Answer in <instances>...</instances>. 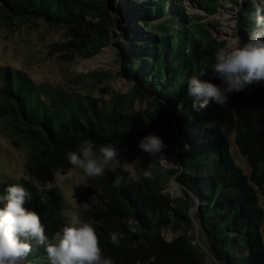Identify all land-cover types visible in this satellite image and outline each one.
<instances>
[{"label":"trees","instance_id":"trees-1","mask_svg":"<svg viewBox=\"0 0 264 264\" xmlns=\"http://www.w3.org/2000/svg\"><path fill=\"white\" fill-rule=\"evenodd\" d=\"M210 16L230 4L236 27L246 42L264 18L261 0H189ZM0 0V14L25 21L83 27L87 17L101 19L97 38L91 39L82 57L98 54L109 45L115 26L116 46L122 56L123 74L134 83L125 93L98 100L58 87H39L20 70L0 74V115L7 118L11 133L22 139L26 150L27 179L0 175V193L19 182L29 193L24 207L35 212L51 239L65 224L62 197L53 187L55 172L72 166L66 154L77 151L86 140L98 147L117 144L121 162L133 161L134 174L118 167L103 176L87 177L84 192L95 197L88 209L102 254L114 264H264L263 212L256 189L235 163L230 141L220 122L223 107L198 101L187 91V80L199 79L220 85L212 70L214 53L225 46L217 41L201 17L185 12L181 0ZM107 5L124 19H110ZM124 16V17H123ZM203 72V75H200ZM109 71L88 72L99 81ZM147 100L136 109L135 103ZM182 110H177V105ZM227 106L237 113L235 140L242 153L254 158L255 179L264 177V84H253L232 93ZM172 114V116H170ZM168 124L164 131L161 122ZM149 134L162 138V151L179 167H165L160 157L138 148ZM175 143L178 146L175 147ZM187 145V149L185 148ZM145 173H147L145 175ZM120 177L119 186L114 185ZM176 178L197 198V218L215 244L220 262H206L194 235L161 242L158 234L168 228L183 233L191 225L187 198L164 191ZM42 190H39V188ZM115 235L117 242L113 243ZM28 264H49L42 245L32 242Z\"/></svg>","mask_w":264,"mask_h":264},{"label":"rangeland","instance_id":"rangeland-1","mask_svg":"<svg viewBox=\"0 0 264 264\" xmlns=\"http://www.w3.org/2000/svg\"><path fill=\"white\" fill-rule=\"evenodd\" d=\"M89 1L98 3L102 0ZM181 2L185 12L200 16L201 18L195 22L203 23L215 40L224 41L225 46L235 35H238L235 10L230 8V4L223 3L218 7V11L210 16L194 1L181 0ZM108 11L110 19L120 18L121 23L123 22L121 13L119 15L110 8ZM101 26V19L91 16L87 17L83 27L77 28L67 24L53 25L39 19L28 21L20 18L9 19L0 14V74L5 70L9 72L20 70L39 87H58L80 96L90 95L98 102L109 99L117 92L125 93L130 88V82L121 74V65L118 61L120 51L115 44L116 33L121 32L120 28H117L115 33H110L111 44L103 47L98 54L84 57L80 54L91 39L97 38ZM103 53L108 54L105 63L95 65L89 61ZM102 70L109 71L110 75L99 81L86 76L88 72ZM147 102L145 99L135 103L136 109L146 108ZM223 110L224 116L220 125L230 141V151L235 163L242 168L247 181L256 189L258 203L263 212L261 234L264 241V177L253 178L254 167L251 163L255 159H250L248 154L242 153L238 148L235 140L237 119L235 109L225 104ZM161 126L164 131L168 129V124L164 121L161 122ZM11 127V122L0 115V175L27 179L24 174L26 150L22 139L11 133ZM177 146L178 143H175V147ZM158 156L165 167H179L177 150L173 152L171 159L166 158L163 151ZM120 168L128 169L131 174L135 173L133 161L120 162ZM84 185H86L84 173L71 167L65 171L55 172L53 182L45 186L55 188L62 197L63 217L66 223L70 216L77 214L82 220L91 223L87 214L95 197L84 192L82 188ZM39 190L42 188L40 187ZM164 191L171 197L189 198L188 212L191 225L187 226V231L184 233L180 228L176 230L168 228L160 231L157 237L164 243L177 239L183 234L194 235V241L191 240L190 243L199 244L206 255L205 261L220 262L214 252L215 244L205 233L197 218V198L176 178L169 181Z\"/></svg>","mask_w":264,"mask_h":264},{"label":"clouds","instance_id":"clouds-1","mask_svg":"<svg viewBox=\"0 0 264 264\" xmlns=\"http://www.w3.org/2000/svg\"><path fill=\"white\" fill-rule=\"evenodd\" d=\"M213 60L212 70L220 85L201 80L197 75L187 80L188 94L198 101L194 107L202 109L210 102L223 107L232 93L253 84H264V18L257 20L246 42L235 35L214 53ZM177 110H182V105L178 104ZM138 148L152 157L166 145L158 135L149 134L139 140ZM119 151L117 144L106 143L97 148L93 141L86 140L77 151L68 152L66 159L85 176L99 177L120 167ZM120 181L116 177L113 183L118 187ZM28 195L19 182L8 184L0 193V264H28L26 257L33 241L44 247L49 264H114L102 254L93 225L78 214L70 216L50 239L40 217L24 207ZM112 241L117 242L115 235Z\"/></svg>","mask_w":264,"mask_h":264},{"label":"water","instance_id":"water-1","mask_svg":"<svg viewBox=\"0 0 264 264\" xmlns=\"http://www.w3.org/2000/svg\"><path fill=\"white\" fill-rule=\"evenodd\" d=\"M108 2H109V0H107V2H106V4H108ZM110 7L107 5V9H109ZM110 9H112V8H110ZM114 10V9H113ZM117 12V11H116ZM118 13V12H117ZM119 14V13H118ZM120 15V14H119ZM118 19V18H117ZM120 19V18H119ZM117 28H119L118 26H115V28H114V30L111 32V33H115V30L117 29ZM111 42H112V38H111V41H110V44H111ZM109 44V45H110ZM115 44H116V41H115ZM122 56H121V54L119 53V59H118V61H119V63H120V65H121V74L123 75V77H125L127 80H129V82H130V87L133 85V81L131 80V79H129V78H127L123 73V64H122ZM188 200H189V198H188ZM189 203H190V201H189ZM189 203H188V205H189Z\"/></svg>","mask_w":264,"mask_h":264},{"label":"bare ground","instance_id":"bare-ground-1","mask_svg":"<svg viewBox=\"0 0 264 264\" xmlns=\"http://www.w3.org/2000/svg\"><path fill=\"white\" fill-rule=\"evenodd\" d=\"M107 55H108V54H107ZM107 55H106V53H103V54L97 56L96 58L89 59V61H90L92 64H95V65L102 64V63H105V61H106V59H107Z\"/></svg>","mask_w":264,"mask_h":264}]
</instances>
